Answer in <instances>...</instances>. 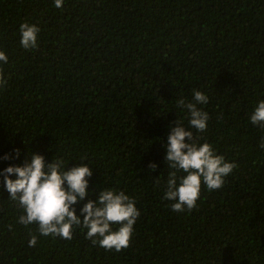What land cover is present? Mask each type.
Masks as SVG:
<instances>
[{"label":"trees","instance_id":"obj_1","mask_svg":"<svg viewBox=\"0 0 264 264\" xmlns=\"http://www.w3.org/2000/svg\"><path fill=\"white\" fill-rule=\"evenodd\" d=\"M24 22L40 29L35 48L20 43ZM0 51V173L33 153L66 170L85 163L77 215L105 189L140 212L120 252L82 227L71 240L45 237L19 223L0 175V264H264V128L250 122L264 100V0H0ZM194 90L208 97L197 105L209 115L203 133L177 106ZM176 121L236 164L222 188L202 182L191 212L164 199Z\"/></svg>","mask_w":264,"mask_h":264},{"label":"clouds","instance_id":"obj_2","mask_svg":"<svg viewBox=\"0 0 264 264\" xmlns=\"http://www.w3.org/2000/svg\"><path fill=\"white\" fill-rule=\"evenodd\" d=\"M63 0H55L56 7H62ZM20 43L25 49L37 47V37L40 29L35 24L24 22L20 25ZM8 57L0 51V62L6 64ZM7 85L3 69L0 68V88ZM194 102L186 103L183 98L177 101V106L188 112L189 128L203 133L207 129L209 115L197 107L207 104L208 97L199 90H194ZM254 126L264 128V100L254 108L250 116ZM260 147L264 148V142ZM5 155L3 159H10ZM170 169L166 183L164 199L172 201L171 209L175 212H191L197 207L202 182L208 190H218L223 187L225 177L236 167L234 162H226L217 155L213 146L207 142L199 143L193 132L186 129L181 122L167 136L166 155ZM157 165L151 163L150 169ZM185 175L178 176V173ZM15 174L16 179L10 177ZM91 168L80 163L68 170L61 159L46 162L40 154H31L30 162L23 166H8L0 175L3 184L12 201H17L23 209L19 223L28 226L38 225L40 235L48 237L59 236L71 240L73 228L87 229V237L92 243L105 250L120 252L130 246L134 225L140 216L133 198L124 191L111 189L101 190L98 199L89 200L77 215L74 205L83 201L89 195V182L92 176ZM81 217H83L81 219ZM113 225H119L113 229ZM37 237L29 240V247H35Z\"/></svg>","mask_w":264,"mask_h":264}]
</instances>
